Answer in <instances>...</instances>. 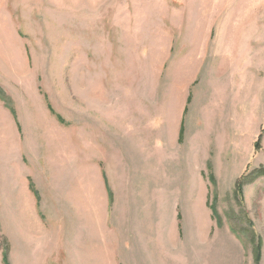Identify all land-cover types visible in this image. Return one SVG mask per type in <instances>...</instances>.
Returning a JSON list of instances; mask_svg holds the SVG:
<instances>
[{
	"label": "rangeland",
	"instance_id": "rangeland-1",
	"mask_svg": "<svg viewBox=\"0 0 264 264\" xmlns=\"http://www.w3.org/2000/svg\"><path fill=\"white\" fill-rule=\"evenodd\" d=\"M0 264H264V0H0Z\"/></svg>",
	"mask_w": 264,
	"mask_h": 264
},
{
	"label": "trees",
	"instance_id": "trees-1",
	"mask_svg": "<svg viewBox=\"0 0 264 264\" xmlns=\"http://www.w3.org/2000/svg\"><path fill=\"white\" fill-rule=\"evenodd\" d=\"M187 102L189 101V96L187 97ZM182 138V124L180 125V128H179V132H178V140H180ZM258 148V147H256ZM241 189V183L238 182L237 185H236V190H240Z\"/></svg>",
	"mask_w": 264,
	"mask_h": 264
},
{
	"label": "crops",
	"instance_id": "crops-1",
	"mask_svg": "<svg viewBox=\"0 0 264 264\" xmlns=\"http://www.w3.org/2000/svg\"><path fill=\"white\" fill-rule=\"evenodd\" d=\"M187 102V101H186ZM185 111V109L183 110V112Z\"/></svg>",
	"mask_w": 264,
	"mask_h": 264
}]
</instances>
